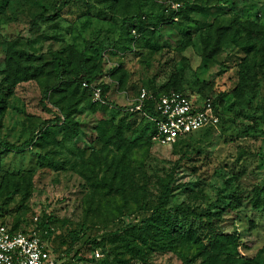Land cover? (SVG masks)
Segmentation results:
<instances>
[{
  "label": "rangeland",
  "instance_id": "obj_1",
  "mask_svg": "<svg viewBox=\"0 0 264 264\" xmlns=\"http://www.w3.org/2000/svg\"><path fill=\"white\" fill-rule=\"evenodd\" d=\"M138 15L141 36L123 27ZM247 22L264 28V0H0V218L63 264H264V51ZM175 87L220 121L164 146L135 107Z\"/></svg>",
  "mask_w": 264,
  "mask_h": 264
},
{
  "label": "built area",
  "instance_id": "obj_2",
  "mask_svg": "<svg viewBox=\"0 0 264 264\" xmlns=\"http://www.w3.org/2000/svg\"><path fill=\"white\" fill-rule=\"evenodd\" d=\"M93 92L100 100L101 88L94 87ZM151 100L154 101V115L144 112V107ZM135 111L141 112L153 123L154 137L164 146H171L179 138L214 126L220 121V116L212 103H199L177 91L156 98L143 89L137 100ZM62 263L37 231H14L12 226L0 218V264Z\"/></svg>",
  "mask_w": 264,
  "mask_h": 264
},
{
  "label": "trees",
  "instance_id": "obj_3",
  "mask_svg": "<svg viewBox=\"0 0 264 264\" xmlns=\"http://www.w3.org/2000/svg\"><path fill=\"white\" fill-rule=\"evenodd\" d=\"M65 3L68 4V2H65ZM175 5L177 7H175L174 10L173 9L171 10V13H170V15L167 18L168 19L167 22H173L174 21V18L176 16H178V15L187 14V11L184 9V6H180L178 3L175 4ZM59 14H60L59 13V10H58V8H56L55 9V13L52 16H44V15H41V16H39V17H37V18H35L33 20L32 25L35 26L39 21L47 22V21L54 20V19H56L59 16ZM167 19H165V20H167ZM144 21H146V18H145L144 15H142V16L138 15L137 17H132V18H128V19L126 18L123 21V27H131L130 32H131V30L132 31L137 30V31H139V34L138 35L141 36V34L144 32V30L145 29H148V28H145L144 27V23H145ZM245 26L246 27H249V26H252L253 27V28H250L249 29V32L252 33V35H253V37L255 39H259L260 40V43H261L260 49L262 51H264V28L262 26H258V25L252 24L251 22L245 23ZM247 50L248 51H252L251 48H248ZM31 57L32 56H30V55H26L25 53H22L20 55V57H16L15 55H11V56H9L5 60V64L7 65V67L13 71V76H14L13 83L14 84L19 79H21L20 71H21V73H24L23 74L24 76L27 75L26 68L25 67L23 68V66L21 65V60L22 59H25L27 61V60L32 59ZM54 57H55V59H57L59 65L61 67L62 66L64 67V69L61 70V72L59 73L61 75L58 74V80L62 82V75L66 73L65 72L66 71L65 69L68 67V62H64L62 64V59L58 57V54H54ZM85 63H86V58L83 57L82 60H81V62H80V70L83 71V73L88 74L89 72H88V70L86 68V64ZM40 72H41V70H39L38 68H34L33 71H32V74H30V75L35 76V75L39 74ZM83 79L84 78H80V81L83 80ZM92 81H94V78H91L90 76L87 77L86 81H84V86H85V84L87 85V86H85V88H89L92 85L91 84ZM99 87L101 88V94H102V97L104 98L105 92L107 90V86L106 85H101ZM48 90L49 89H47L46 92ZM172 91L181 92V93L186 94L187 96H189L191 99H193L184 90H181V89L176 88V87L173 88L170 91H167V92H159V91H156V92H153L152 94L154 95V97L158 98L160 95L167 94V93H170ZM223 97H224V95H221V97H220L221 102H222V98ZM213 106H214L215 110L217 111V113L219 114V111L217 110L215 104H213ZM144 112H146L147 114H150V115H154V101H152V100L151 101H148L147 105L144 107ZM219 116H220V114H219ZM148 121H149V124H150V126L152 128V133L155 134V126L153 125V123L150 122L149 119H148ZM55 122L64 123L65 120L62 119L61 117H58V118L55 119ZM66 123L68 125L71 124L70 121H68ZM186 137L179 138L177 141H180V140H182V139H184ZM4 145L7 148H11V149L17 148L14 145L8 144V143H4ZM173 183H174V176L171 175V178L168 181V183L163 184V191H162V193L160 194V196L158 198V204H157V207L155 208V211H154V214L155 215H161L162 213L169 212V210L166 207V205L169 202V199H170V197L172 195V192H173ZM254 207H255V209H258L260 207V198L257 197V200H256V202L254 204ZM177 208L183 210V207L182 206H177ZM212 228H213V226H212ZM12 229L14 231H18L19 230L18 228L14 227V226H12ZM47 229H48V233L50 234V227H47ZM155 235L156 234H154V236ZM40 237L42 238L41 235H40ZM231 239L233 240V242H234L235 245H237V246H240L241 245L237 237L232 236ZM247 248H249V246H247ZM58 258H59V256H58Z\"/></svg>",
  "mask_w": 264,
  "mask_h": 264
}]
</instances>
